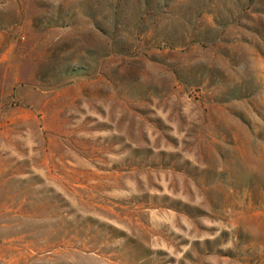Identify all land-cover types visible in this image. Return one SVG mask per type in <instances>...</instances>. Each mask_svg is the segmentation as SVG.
<instances>
[{
  "label": "rangeland",
  "instance_id": "374dc122",
  "mask_svg": "<svg viewBox=\"0 0 264 264\" xmlns=\"http://www.w3.org/2000/svg\"><path fill=\"white\" fill-rule=\"evenodd\" d=\"M0 264H264V0H0Z\"/></svg>",
  "mask_w": 264,
  "mask_h": 264
}]
</instances>
